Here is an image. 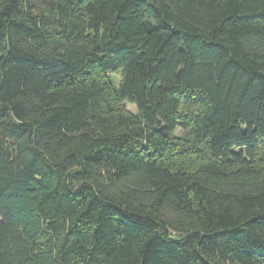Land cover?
Wrapping results in <instances>:
<instances>
[{
	"label": "trees",
	"instance_id": "obj_1",
	"mask_svg": "<svg viewBox=\"0 0 264 264\" xmlns=\"http://www.w3.org/2000/svg\"><path fill=\"white\" fill-rule=\"evenodd\" d=\"M0 264H264V0H0Z\"/></svg>",
	"mask_w": 264,
	"mask_h": 264
},
{
	"label": "rangeland",
	"instance_id": "obj_2",
	"mask_svg": "<svg viewBox=\"0 0 264 264\" xmlns=\"http://www.w3.org/2000/svg\"><path fill=\"white\" fill-rule=\"evenodd\" d=\"M107 76L112 81L114 86H117L118 81L120 79V73L118 71L117 72H109ZM124 105L129 111H131L133 113H137V109H136L135 105L128 103V102H124ZM185 132H186V130L182 129L181 127H177L174 130V134L176 136H180V137L183 136L185 134Z\"/></svg>",
	"mask_w": 264,
	"mask_h": 264
}]
</instances>
